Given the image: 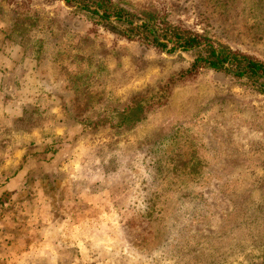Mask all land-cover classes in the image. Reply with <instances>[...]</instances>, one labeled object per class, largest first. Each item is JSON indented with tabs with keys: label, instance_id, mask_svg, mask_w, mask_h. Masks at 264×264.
Listing matches in <instances>:
<instances>
[{
	"label": "rangeland",
	"instance_id": "rangeland-1",
	"mask_svg": "<svg viewBox=\"0 0 264 264\" xmlns=\"http://www.w3.org/2000/svg\"><path fill=\"white\" fill-rule=\"evenodd\" d=\"M115 1L264 60V0ZM192 58L0 0V264H264V93Z\"/></svg>",
	"mask_w": 264,
	"mask_h": 264
},
{
	"label": "trees",
	"instance_id": "trees-1",
	"mask_svg": "<svg viewBox=\"0 0 264 264\" xmlns=\"http://www.w3.org/2000/svg\"><path fill=\"white\" fill-rule=\"evenodd\" d=\"M78 11L86 12L94 22L108 28L112 33L127 39H136L143 44L156 47L168 53L177 51L193 55L187 73L199 68H210L217 72L246 79L264 93V60L250 53L234 49L218 42L206 34L199 33L167 19L157 6L132 11L115 0H62ZM140 105L126 113L142 119ZM126 115V114H125ZM129 122V121H128ZM126 116L120 126H128Z\"/></svg>",
	"mask_w": 264,
	"mask_h": 264
},
{
	"label": "crops",
	"instance_id": "crops-1",
	"mask_svg": "<svg viewBox=\"0 0 264 264\" xmlns=\"http://www.w3.org/2000/svg\"><path fill=\"white\" fill-rule=\"evenodd\" d=\"M4 69H2L1 67H0V92L2 91V90H4V87L6 86V85H3L2 84V81H3V79H2V77L4 76ZM6 72V71H5ZM11 73H13L12 72V69L10 68L5 74H11ZM3 83H5V82H3Z\"/></svg>",
	"mask_w": 264,
	"mask_h": 264
}]
</instances>
